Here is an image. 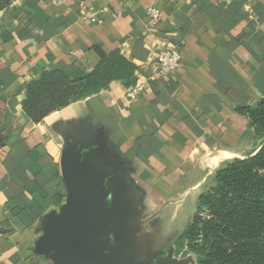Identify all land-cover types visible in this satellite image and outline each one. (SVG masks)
<instances>
[{"label": "crops", "instance_id": "crops-1", "mask_svg": "<svg viewBox=\"0 0 264 264\" xmlns=\"http://www.w3.org/2000/svg\"><path fill=\"white\" fill-rule=\"evenodd\" d=\"M169 45L179 68L151 78L147 56ZM97 69L87 97L38 124L24 115L42 71L77 80ZM140 80L145 90L127 99ZM262 98L264 0H10L0 12V264L46 263L34 243L80 176L97 188L110 241L166 251L215 171L255 151L236 109Z\"/></svg>", "mask_w": 264, "mask_h": 264}, {"label": "trees", "instance_id": "trees-1", "mask_svg": "<svg viewBox=\"0 0 264 264\" xmlns=\"http://www.w3.org/2000/svg\"><path fill=\"white\" fill-rule=\"evenodd\" d=\"M9 4L10 0H0V12ZM98 77V69L77 80L58 70H44L27 85L22 111L38 124L96 91ZM236 111L248 120L257 147L246 158L218 168L198 197L180 237L195 255V264H264V98ZM60 198L55 196L58 202Z\"/></svg>", "mask_w": 264, "mask_h": 264}, {"label": "water", "instance_id": "water-1", "mask_svg": "<svg viewBox=\"0 0 264 264\" xmlns=\"http://www.w3.org/2000/svg\"><path fill=\"white\" fill-rule=\"evenodd\" d=\"M56 217L43 222L33 254L45 264H149L162 243L110 241L106 212L90 178L74 180ZM183 233V232H182Z\"/></svg>", "mask_w": 264, "mask_h": 264}, {"label": "built area", "instance_id": "built-area-1", "mask_svg": "<svg viewBox=\"0 0 264 264\" xmlns=\"http://www.w3.org/2000/svg\"><path fill=\"white\" fill-rule=\"evenodd\" d=\"M179 1V0H177ZM79 8L84 10V4L79 3ZM121 16L118 12L113 15L114 18ZM145 16L148 20V24L154 27L161 19L160 11L156 8H147L145 10ZM84 19L89 20L92 23H101L102 20L96 15H84ZM252 19V17H250ZM181 62L180 48L177 45H169L166 48L157 51L154 54L147 56L145 60V67L150 73L151 78L155 77H168L179 68ZM146 81H138L133 87H131L126 93V98L129 100H135L146 88Z\"/></svg>", "mask_w": 264, "mask_h": 264}, {"label": "rangeland", "instance_id": "rangeland-1", "mask_svg": "<svg viewBox=\"0 0 264 264\" xmlns=\"http://www.w3.org/2000/svg\"><path fill=\"white\" fill-rule=\"evenodd\" d=\"M194 209L195 207H193L191 212H182L186 226L191 221ZM181 231V226H179L178 231L173 233V242L170 243L169 248L166 251L165 249L164 251L161 250L149 264H195V255L187 251L186 243L180 242Z\"/></svg>", "mask_w": 264, "mask_h": 264}]
</instances>
